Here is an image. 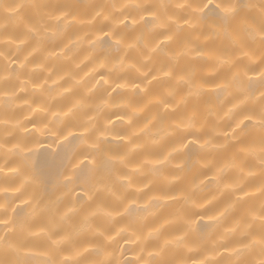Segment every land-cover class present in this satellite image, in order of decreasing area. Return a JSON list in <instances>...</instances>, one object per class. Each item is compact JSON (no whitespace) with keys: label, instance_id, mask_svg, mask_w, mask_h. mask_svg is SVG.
Wrapping results in <instances>:
<instances>
[{"label":"clouds","instance_id":"9594fccd","mask_svg":"<svg viewBox=\"0 0 264 264\" xmlns=\"http://www.w3.org/2000/svg\"><path fill=\"white\" fill-rule=\"evenodd\" d=\"M0 264H264V0H0Z\"/></svg>","mask_w":264,"mask_h":264},{"label":"bare ground","instance_id":"6f19581e","mask_svg":"<svg viewBox=\"0 0 264 264\" xmlns=\"http://www.w3.org/2000/svg\"><path fill=\"white\" fill-rule=\"evenodd\" d=\"M37 168L45 178V182H50L51 177L56 174L59 168V157L50 158L47 153L42 152L37 157ZM19 211V210H18ZM200 230L203 231L207 226L201 224Z\"/></svg>","mask_w":264,"mask_h":264}]
</instances>
